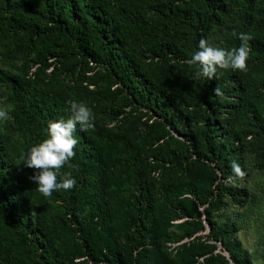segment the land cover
Segmentation results:
<instances>
[{"label":"trees","instance_id":"obj_1","mask_svg":"<svg viewBox=\"0 0 264 264\" xmlns=\"http://www.w3.org/2000/svg\"><path fill=\"white\" fill-rule=\"evenodd\" d=\"M224 27L227 50L250 35L248 69L203 78L191 56ZM0 55L21 70L0 67V264H252L212 215L247 202L242 150L264 140V0H0ZM69 101L94 127L58 175L76 185L44 196L26 152Z\"/></svg>","mask_w":264,"mask_h":264},{"label":"clouds","instance_id":"obj_2","mask_svg":"<svg viewBox=\"0 0 264 264\" xmlns=\"http://www.w3.org/2000/svg\"><path fill=\"white\" fill-rule=\"evenodd\" d=\"M240 46L230 50L214 47L202 38L198 50L193 53L189 61L197 66L198 75L212 79L218 69L246 71L249 57L250 35L240 32L238 36ZM219 95V89H216ZM71 116L68 119L49 120L47 122V138L43 142L30 147L25 156V166L36 171L30 179L36 184L37 189L44 196H49L54 191L71 190L76 185V180L70 174H63L58 180L60 169L68 164L75 156L74 149L78 140L74 133L77 125L82 131L94 127L92 110L83 102L69 101ZM8 118V112L0 108V120ZM235 171L239 167L234 165Z\"/></svg>","mask_w":264,"mask_h":264},{"label":"rangeland","instance_id":"obj_3","mask_svg":"<svg viewBox=\"0 0 264 264\" xmlns=\"http://www.w3.org/2000/svg\"><path fill=\"white\" fill-rule=\"evenodd\" d=\"M237 21L238 19L233 17L232 19H228L227 22L232 23L235 27ZM241 29L242 28H238L237 33L243 32L238 31ZM228 33H232L228 40V45H230L233 43V31L229 32L226 27L213 29L208 42L214 47H221L220 42ZM236 36L238 37L239 34ZM33 63V57H22L15 62L17 66L24 67L26 65L31 72L34 71V69H32ZM0 67L4 70L12 71L14 74H19L21 72V70L12 69L8 63L3 61L1 55ZM138 116H141V114H138ZM248 141V147H244L242 150L244 158L246 159L245 167L248 175L246 181L241 183L242 185L245 184L248 190V200L243 207L224 205L220 211L212 216L216 221H219L222 218L231 217L236 223H238L237 236L242 248L248 251L251 263L264 264V169L260 170L256 166V154L260 151V148L264 147V140H261L257 132L254 131V133L248 138ZM146 154L147 153L144 155L146 156ZM157 176L158 175H156V177Z\"/></svg>","mask_w":264,"mask_h":264}]
</instances>
